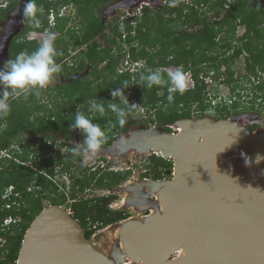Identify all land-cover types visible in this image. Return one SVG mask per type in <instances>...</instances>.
I'll return each instance as SVG.
<instances>
[{
  "label": "trees",
  "instance_id": "1",
  "mask_svg": "<svg viewBox=\"0 0 264 264\" xmlns=\"http://www.w3.org/2000/svg\"><path fill=\"white\" fill-rule=\"evenodd\" d=\"M114 1L36 0L44 8L40 17L41 26L33 29L27 24L22 36L31 30L40 33L50 31V14L56 12L57 22L52 32L57 34L56 47L60 53L57 62L62 70L56 77L61 80L41 90L39 97L29 93L9 100V115L0 117V150L9 148L14 142L21 144L23 149L20 154L14 153L20 163L0 160V237L7 239L5 246L0 248V264L18 262L25 235L46 208L45 202L57 206L70 203L68 209L85 229L88 240L95 230L130 217L125 212L110 208L117 199L115 195L93 198L84 195L90 189L117 188L129 180L132 169L109 171L98 166L94 170L82 165L76 166L74 171L73 163L81 162L82 158L71 153L73 146L66 145L69 147L68 155L62 156L60 150L55 151L53 145H48L49 141L54 145L59 144V139L65 142L80 139L82 142L83 136L79 131L70 130V124L79 105H84L82 111L87 110L88 99L111 101L112 89L120 87L127 80L130 88L124 91L129 102L156 111V118L146 121L144 127L149 128L150 123L156 124L171 133L168 124L195 116L205 117L204 112L212 107V103L207 102L209 97L204 78L214 72L215 80L232 85L235 75L233 64L246 53L245 70L257 89L253 92V105L243 107L244 104L236 102L231 109L227 104H217L215 108L221 118L247 110H263L257 105L261 107L264 104V0H175V6H171V0L161 9L145 7L143 16L137 21L135 35L131 34L133 25L130 20H125L123 24L118 17L109 22L103 20L101 11ZM69 5L75 8L76 16L81 19L78 29L70 24L71 16L61 18L59 15L62 8ZM15 6L16 3H13L0 11V19H5ZM239 26L246 29L243 37L237 35ZM124 33H127L125 43L128 49L122 44ZM100 39L105 44L100 43ZM236 40L239 41L238 45H234ZM37 46V43L15 39L10 46L9 59L22 51L30 53ZM71 47L80 51L73 62L68 63L66 59ZM230 51L232 54H228ZM127 53L133 60L146 61L144 74L149 68L183 66L186 72L191 71L195 88L183 95L175 94L174 102L168 104L167 86L149 89L139 77L134 81L130 73L117 74V67ZM3 63L0 60V65ZM223 65L227 67L224 72ZM225 75L227 78L222 79ZM160 91L163 97H160ZM93 120L106 129V146L139 123L135 118H129L123 128L118 125L112 127L115 116L110 112L103 118L93 116ZM257 127L253 126L254 129ZM25 136L41 141V147L29 152L30 145ZM64 146L65 143L60 144L61 148ZM146 160L142 174L144 178L163 180L165 172L174 168L172 160L156 154L146 157ZM64 175L70 179L68 186L66 182L59 184L57 181L59 176ZM10 186L14 187V194L18 196L4 200L3 193ZM8 217H12L15 223L2 231L3 221Z\"/></svg>",
  "mask_w": 264,
  "mask_h": 264
},
{
  "label": "water",
  "instance_id": "2",
  "mask_svg": "<svg viewBox=\"0 0 264 264\" xmlns=\"http://www.w3.org/2000/svg\"><path fill=\"white\" fill-rule=\"evenodd\" d=\"M137 1L120 0L110 7L127 9ZM259 115L181 119L174 124L184 129L183 135L143 128L114 142L113 151L124 147L174 159L173 181H150L162 213L148 217L146 225L129 223L122 232L130 260L264 264V161L255 163L258 154L264 156V141L237 123ZM242 153L252 160L251 166H246ZM181 249L187 256L173 258ZM17 264L114 263L90 243L67 208L51 205L28 229Z\"/></svg>",
  "mask_w": 264,
  "mask_h": 264
},
{
  "label": "clouds",
  "instance_id": "3",
  "mask_svg": "<svg viewBox=\"0 0 264 264\" xmlns=\"http://www.w3.org/2000/svg\"><path fill=\"white\" fill-rule=\"evenodd\" d=\"M10 0H0V3H5L9 2ZM27 3H21L20 7L23 9V15L25 18L26 24H30V26L33 29H39L41 26V19L40 17L44 13V8L42 6H39L36 2V0H25ZM51 2L52 0H48ZM183 1V0H181ZM56 2V1H55ZM117 1H114L113 3H116ZM143 1H140V3ZM148 5L144 6L145 7H150V3L148 1ZM185 2V1H184ZM113 3H111L109 6H111ZM108 6V7H109ZM171 6H175V0H173V4ZM106 7V8H108ZM19 8V7H18ZM17 8V9H18ZM104 8L103 10H105ZM151 8V7H150ZM102 10V11H103ZM124 9H118L115 11H118L119 14L121 11ZM14 11V10H13ZM12 11V13H13ZM102 17L104 21H108L105 19L104 14L102 13ZM61 13L59 14L60 17L62 18L63 16H71L72 19L70 21L71 25L75 26V29H78L79 27V22H80V17H77V12L75 11V8L72 5L65 6L62 8L60 11ZM117 14L115 17L109 19L111 21L112 19L118 17L119 22H120V17ZM108 21V22H109ZM57 22V15L55 11H52L50 14V19H49V25H50V31H44V32H37V31H28L24 36L20 37L21 39H24L26 42L29 43H37L38 46L32 51V52H26L22 51L19 54H17L14 58L11 57L9 59V51H10V46L13 42L14 39L11 40L9 43V47L7 49V53L4 57H1L0 60L4 61L3 64L0 65V117H6L9 115L11 111V105L9 103V100H14L21 96L22 94H29L32 93L36 95L37 97L40 96L41 90L47 89V87L54 82L55 77L58 73L61 72L62 66L60 63L57 62V56L60 55L58 52V49L56 47V40H57V34L55 32H52L53 27L56 26ZM133 27V26H132ZM244 27V26H239ZM245 28V27H244ZM135 30L136 28L132 29L131 34L135 35ZM239 30V28H238ZM246 32V29H245ZM127 34V33H126ZM245 33L242 35H239L237 31L238 37H243ZM41 38L40 40H38ZM102 41V42H101ZM100 43L105 44V41L103 39H100ZM236 45L239 44V41H235ZM234 43V45H235ZM80 49L79 48H73L71 47V50L69 52V56L67 57L66 61L69 63L73 62V58L76 57V55L79 53ZM246 53H243L241 56H243ZM240 56V57H241ZM247 56V54H246ZM125 56L122 58L119 66L117 67V74H125V73H120L119 69L123 63V59ZM133 60V59H132ZM136 61V60H133ZM145 61V60H143ZM146 62V61H145ZM170 67L174 66H168V67H160L155 70L149 68L146 70V73L142 76H138L143 80L146 84V87L151 89L153 86H167V102L168 104H171L174 102V97L175 94L183 95L187 91V86H188V81L187 77L188 74H192L191 71H185L183 69V66H177L174 70L169 69ZM246 68V64H245ZM227 70V67L225 70H222L223 72ZM233 71H235L233 69ZM87 72V71H86ZM85 72V73H86ZM214 72H211L209 76L204 78V81L207 85L208 88V83L206 81L207 78H212L214 81H219L215 80L213 78ZM137 79V78H136ZM134 79V81H136ZM61 80V78H60ZM221 82V81H220ZM129 87V82L127 80L122 82V85L120 87L114 88L111 91V96L113 97V100L111 101H105L102 99H97V98H90L86 101L87 105V110L82 111L81 109L84 107V105H79L76 113L74 114V119L72 120L70 124V130L72 131H79L81 135L83 136V140L80 143H77L74 145L70 151L74 156H79L84 160L87 159H92L94 158L102 149L103 147H112L114 142L119 139L120 137L116 138L113 144L110 146H106V142L108 140V135L106 129L102 128L99 123L94 122L93 116H98L100 118L105 117L106 113L110 112L115 116V123L112 124V127H116L117 125L120 128H123L126 123L128 122V119L130 116H134L138 110L142 111L143 106L130 103L127 95L125 94V89H128ZM191 90V89H190ZM13 94L9 96V93ZM207 92V89H206ZM162 93V94H161ZM160 97H163V92H159ZM209 97V96H208ZM235 103L237 102V99L234 100ZM207 102H211V99ZM232 101H229L231 103ZM212 103V102H211ZM227 101L224 103L226 104ZM232 105L234 103H231ZM244 104L243 107H246L248 103H242ZM213 106V104H211ZM230 105V104H227ZM246 105V106H245ZM167 107V105H165ZM248 107V106H247ZM149 113V117L146 119H141L138 115L135 117L136 120H143V121H149L151 119L156 118V111H151L148 108H146ZM248 111V110H247ZM245 113H259L257 111H251ZM240 114V113H238ZM153 115L155 117L153 118ZM195 119V117H192ZM229 118V117H227ZM225 118V119H227ZM152 121V120H151ZM144 122V123H145ZM111 123V122H110ZM159 125L156 124H151L149 128H156ZM172 124H168L167 127L171 128ZM173 127V126H172ZM179 128V127H178ZM173 133V128H171ZM123 136V135H122ZM26 137V136H25ZM30 138L27 139V143L30 145L32 148H39L41 147L42 143L41 141H38V144H35V141L31 138V136H28ZM72 140L70 142H65L63 140L59 139V145L62 143H65V146L62 148H65L67 151L69 147L67 148L66 145H71ZM58 143V142H57ZM126 142L122 141V144ZM16 146H15V145ZM24 144V142H23ZM48 145H53L55 146L52 141L48 142ZM125 148L121 147L120 151H124ZM23 152L21 144L14 142L9 148L0 150V160L7 159L8 157L13 158V161L15 162H20V159L14 155L20 154ZM153 155V154H151ZM157 155V154H156ZM244 158L246 166H251L252 165V160L244 153L241 154ZM150 156V155H149ZM161 156V155H158ZM173 161V159H171ZM262 161H264V156L262 155H257L255 159V163L259 164ZM100 166V165H98ZM96 165V167H98ZM89 167L94 168L95 165H91ZM101 167V166H100ZM174 169V168H173ZM128 170V169H127ZM148 179L149 178H145ZM154 180V179H152ZM7 189H11V195L8 197L9 199L13 196H18V194H14V187L10 186ZM6 189V190H7ZM4 194V193H3ZM4 200V195L2 197ZM8 199V200H9ZM68 209V208H67ZM69 212L71 213V210L68 209ZM72 214V213H71ZM151 216V215H150ZM12 218V217H8ZM7 219V218H6ZM5 219V220H6ZM13 219V218H12ZM129 219V218H128ZM2 224V231L6 229L4 227V222ZM14 220V219H13ZM15 223V222H14ZM12 223V224H14ZM11 224V225H12ZM9 225V226H11ZM8 226V227H9ZM7 243V239L5 236L0 237V245L5 246Z\"/></svg>",
  "mask_w": 264,
  "mask_h": 264
},
{
  "label": "rangeland",
  "instance_id": "4",
  "mask_svg": "<svg viewBox=\"0 0 264 264\" xmlns=\"http://www.w3.org/2000/svg\"><path fill=\"white\" fill-rule=\"evenodd\" d=\"M52 1L55 2L58 0H52ZM115 1L118 2L120 0H115ZM140 1L141 0H138L135 5L139 4ZM169 1L171 0H151L150 2L149 1L148 2L151 4L150 5L151 8L161 9ZM183 1L189 2L190 0H183ZM24 3H27V1H24ZM23 9L19 6V8L11 14L10 19L6 24H0V58L6 55L7 49L9 47V43L11 42L14 34L15 33L17 34L25 23ZM102 13L104 14L105 19L108 21L109 19L119 14L118 11H115L114 9L111 10L110 6L105 10H103ZM238 33L239 35L245 33V28L239 27ZM40 39L41 38H39L38 40ZM228 54H232V51H230ZM246 57H247L246 54H244L240 58L236 59V61L234 62L233 69L235 70V75L233 78L234 82L232 85L229 86L223 82H220L221 80L216 82L212 78L206 79V81H208L209 83L206 94L212 97L211 102L213 106L206 109V111L204 112L205 117H210L216 121L225 119V118H221L222 116L220 112L215 107L217 106V104H224L226 101H227L226 104H230L228 106L229 109H231L232 106L231 103H235L234 100L236 99H237V103L239 104L248 103L247 104L248 107L253 105L252 96L254 94L253 92L257 91V89L251 83V76L248 75L247 71L245 70ZM225 68L226 66L223 65L222 70H225ZM169 69L174 70L175 68L170 67ZM226 78L227 76L225 75L222 79H226ZM57 82H60V78L55 77L54 82L51 83L50 85H53L54 83ZM11 95L13 94L10 91L9 96ZM45 100L47 101V98ZM229 101L232 102L229 103ZM257 107H259V109L261 110L263 109L262 112L261 111L259 112L260 114L259 116L251 117L250 119H240L239 121H237V123L239 126L250 131L252 137H256L263 142L264 141V104L261 105V107L257 105ZM135 116H137V113L134 116H130L129 118ZM195 119H200V118L195 116ZM137 121L139 123L135 125L128 133L123 134V136H121L120 138H126L132 135L135 131L145 128L143 126L145 121L143 120L140 121L137 120ZM255 125H258V127L254 129L253 126ZM172 126H173V131L178 129V126H176L175 124H172ZM156 128L158 130H162V126H157ZM26 138L28 139L30 137L26 136L25 139ZM80 142H81L80 139H74L72 140L71 144L72 146H74ZM35 144H38L37 140L35 141ZM58 145L59 144L57 143L54 146V150L55 151L60 150L62 156L68 155L67 150L65 148H61L60 145L59 146ZM112 147L104 146L103 149L94 158L87 160L82 159L81 162L78 161L74 162L73 164L75 165V167H73L72 170L75 171L76 166H82V165H88V166L100 165L101 168H105L106 170L109 171H123L127 169H132L133 174L129 178V180H127L125 183H122L117 188L108 189V190L90 189L86 192L84 197L93 198V197H103L110 195L112 196L115 195L117 197V199H115L111 203L110 208L113 210H120L122 212L127 213L130 216L129 219L112 224L102 229L95 230L94 234L92 235L91 239H89V241L97 250H99L101 253L106 255L111 261H113L114 264H123V263L135 264V262L129 260L126 252L124 251L123 237H122L123 230L129 223H137V225H146L149 222L148 217H150V215L153 214L158 215L162 213L159 211L157 207V203L159 200L158 194L157 193L152 194L150 192V184H151L150 181L152 179L149 178L148 180L142 177V174L144 173L146 168L145 165H147L146 157H148L151 154H142L137 150L120 151L119 149H116L113 151ZM32 149L35 148L30 147L29 152H31ZM5 160L13 161V158L8 157ZM27 164L32 165L31 163H27ZM57 171H59L58 168ZM174 175H175L174 169L167 170L164 174L165 178L163 179V181H173L175 177ZM59 178L60 179L57 180L59 184H61L62 182H66V185L67 186L69 185L70 179L67 176L65 175L59 176ZM3 195L10 196L11 189L5 190ZM5 199L8 200L9 198H5ZM68 204L69 205H66L64 207L69 208L70 203ZM44 206L46 208H49L51 205L49 202H45ZM127 221H132V222H128L126 224L125 222ZM2 247L3 245H0V248ZM177 257L178 258L181 257V254L178 252H176V254L173 255V258H177Z\"/></svg>",
  "mask_w": 264,
  "mask_h": 264
},
{
  "label": "built area",
  "instance_id": "5",
  "mask_svg": "<svg viewBox=\"0 0 264 264\" xmlns=\"http://www.w3.org/2000/svg\"><path fill=\"white\" fill-rule=\"evenodd\" d=\"M146 5H148V3L143 1V2L133 6L131 8H127V9H124L123 11H121L120 14L118 15L120 17L121 24H123L125 20H130L131 25H133V28H136L137 21L139 18H141L143 16V9H144V6H146ZM126 37H127V34L124 33L122 44L124 45L125 49H128V45H126V43H125ZM146 66H147V64L145 61H143V60L133 61L131 56L129 55V53H127V55L123 59V63L119 69V72L120 73H130L132 75L133 79H136L138 76H142L144 74V69L146 68ZM187 74H188L187 90L194 89L196 84L192 78V74H189V73H187ZM207 83H208V81H207ZM207 90H208V88H207ZM208 96L210 99H212V97L210 95H208ZM137 115L140 118H148L149 117V113H148V110L146 108H143L142 111L138 110ZM154 117H155V115H153V118ZM170 127L173 128L172 126H170ZM173 133H179V128L177 130H175ZM8 197L9 196H6V195L4 196V198H8ZM7 207H10V206H7ZM14 222H15V220H13L12 218H7L4 222V227L8 228V226Z\"/></svg>",
  "mask_w": 264,
  "mask_h": 264
},
{
  "label": "flooded vegetation",
  "instance_id": "6",
  "mask_svg": "<svg viewBox=\"0 0 264 264\" xmlns=\"http://www.w3.org/2000/svg\"><path fill=\"white\" fill-rule=\"evenodd\" d=\"M25 0H10L9 2H5V3H0V11H4V9H7L10 5H12L13 3H16V6L15 8L12 10L13 12H15L17 10V8L21 5V3L23 2L24 3ZM12 11L9 12L8 15L5 16V19L1 20L0 19V24H6L8 22V20L10 19V16L12 14ZM27 24L26 22L24 23L23 27L18 31V33L14 34L13 38L12 39H20V37L23 35L24 33V30L26 28ZM15 31V30H14ZM13 40V41H14ZM13 43V42H12ZM247 112H251V111H247ZM244 112H240V115L243 114ZM235 114H238V113H233V114H229L228 117H230L231 115H235ZM239 115V114H238ZM144 126V124H143ZM70 142V141H68ZM97 167L95 166L94 167V170L96 169ZM152 179V178H151ZM127 220V219H126ZM125 221V220H124Z\"/></svg>",
  "mask_w": 264,
  "mask_h": 264
},
{
  "label": "bare ground",
  "instance_id": "7",
  "mask_svg": "<svg viewBox=\"0 0 264 264\" xmlns=\"http://www.w3.org/2000/svg\"><path fill=\"white\" fill-rule=\"evenodd\" d=\"M183 133H184V129L180 127L179 128V135H183ZM263 147H264V144H262L260 146V148H263ZM257 151H259V150H257ZM159 200H160V204H161L160 197H159ZM161 207H162V205H161ZM127 222H130V221H127ZM127 222H125V223H127ZM123 248H124V251H125L124 242H123ZM177 252L181 254V257H179V259H183L184 256H187V254H185V251L183 249H181L180 251H177ZM132 261L135 262L134 260H132ZM123 264H131V263H123ZM135 264H139V263L135 262Z\"/></svg>",
  "mask_w": 264,
  "mask_h": 264
}]
</instances>
